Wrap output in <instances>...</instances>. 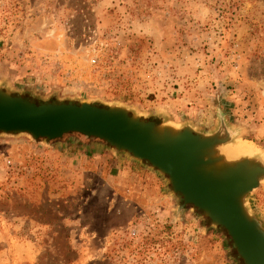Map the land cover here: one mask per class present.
<instances>
[{
	"label": "rangeland",
	"instance_id": "374dc122",
	"mask_svg": "<svg viewBox=\"0 0 264 264\" xmlns=\"http://www.w3.org/2000/svg\"><path fill=\"white\" fill-rule=\"evenodd\" d=\"M0 82L206 131L220 110L264 151V0H0ZM169 191L94 142L0 136V264H242ZM249 203L264 222V182Z\"/></svg>",
	"mask_w": 264,
	"mask_h": 264
},
{
	"label": "water",
	"instance_id": "95a60500",
	"mask_svg": "<svg viewBox=\"0 0 264 264\" xmlns=\"http://www.w3.org/2000/svg\"><path fill=\"white\" fill-rule=\"evenodd\" d=\"M153 117L119 103H34L0 82V136L45 143L77 137L125 156L162 177L170 195L181 199L175 215L199 213L209 228L226 233L242 264H264V222L249 203L264 182V151L251 146L233 154L230 149L247 143L220 110L207 131L176 124L165 113Z\"/></svg>",
	"mask_w": 264,
	"mask_h": 264
},
{
	"label": "bare ground",
	"instance_id": "6f19581e",
	"mask_svg": "<svg viewBox=\"0 0 264 264\" xmlns=\"http://www.w3.org/2000/svg\"><path fill=\"white\" fill-rule=\"evenodd\" d=\"M250 144H240L234 149H230L233 154H238L240 152H248L250 150Z\"/></svg>",
	"mask_w": 264,
	"mask_h": 264
},
{
	"label": "crops",
	"instance_id": "0c3cea01",
	"mask_svg": "<svg viewBox=\"0 0 264 264\" xmlns=\"http://www.w3.org/2000/svg\"><path fill=\"white\" fill-rule=\"evenodd\" d=\"M135 174L133 173L132 170H128V169H123V172L121 174V176L126 177L127 179H130L131 177H133Z\"/></svg>",
	"mask_w": 264,
	"mask_h": 264
}]
</instances>
